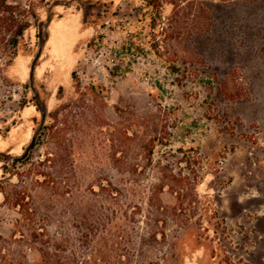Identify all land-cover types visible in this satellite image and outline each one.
Masks as SVG:
<instances>
[{"label":"rangeland","instance_id":"1","mask_svg":"<svg viewBox=\"0 0 264 264\" xmlns=\"http://www.w3.org/2000/svg\"><path fill=\"white\" fill-rule=\"evenodd\" d=\"M231 2L0 0V264H42L43 232L74 236L77 216L118 207L105 188L132 183L148 194L132 235L152 196L179 236L167 264H264V51L213 7ZM42 28L48 118L11 164L42 121Z\"/></svg>","mask_w":264,"mask_h":264},{"label":"trees","instance_id":"2","mask_svg":"<svg viewBox=\"0 0 264 264\" xmlns=\"http://www.w3.org/2000/svg\"><path fill=\"white\" fill-rule=\"evenodd\" d=\"M228 1L232 2L229 5L216 4L213 7L231 8L239 18L248 22L249 24H241V27L250 29L254 40L252 49L256 53L263 52L264 44L257 39L264 34V0ZM132 185L129 187L127 185L123 189L113 186L105 188L108 192L106 201L117 204L118 207L113 210L104 206L99 214L94 211L77 216L75 225L77 232L74 236L71 232H63V230L59 238L43 232L44 246L38 249L42 264H55L53 258H59L58 264H161V261L167 264L171 256L176 258L179 236L174 234L173 241L169 243L166 232L160 226L166 224L168 212L165 207L162 211L160 208L156 210L152 196H149L146 203L149 207L146 216L149 218L146 234L139 240L138 236L135 238L132 235L131 230L138 231L135 227V224L139 223L136 215L143 212L144 204L138 203L135 199L137 196L143 199L148 195L145 189L137 190L136 184L132 183ZM95 203L96 201L90 202L93 205ZM152 220H154L153 224L149 223ZM94 237H96L95 250L92 247ZM166 243L168 247L165 246ZM165 247L168 248V253L163 252ZM105 250L108 252L106 256ZM69 252L70 256H68Z\"/></svg>","mask_w":264,"mask_h":264},{"label":"water","instance_id":"3","mask_svg":"<svg viewBox=\"0 0 264 264\" xmlns=\"http://www.w3.org/2000/svg\"><path fill=\"white\" fill-rule=\"evenodd\" d=\"M69 2H64V1H56L52 7H51V10L57 6V5H61V4H68ZM51 21H52V18L49 17L48 18V24L46 25V28L49 27V25L51 24ZM46 35H45V28H42L41 31H40V48H39V51L32 63V67H31V73H30V86H31V89L32 91L34 92L35 96H36V102L38 104V107L41 111V114H42V121H41V125L39 127V130L38 132L35 134L31 144L28 146V148L26 149V152L22 155V156H17V157H13L11 159V164H14L15 162H21V161H25L29 158V156L31 155V152L32 150L35 148L37 142H38V139L41 135V133L43 132L44 128H45V125H46V122H47V118H48V109L46 106H42L41 105V98H40V94L38 93L37 91V88H36V69H37V66H38V63H39V60L42 56V53H43V50L45 48V45H46Z\"/></svg>","mask_w":264,"mask_h":264},{"label":"crops","instance_id":"4","mask_svg":"<svg viewBox=\"0 0 264 264\" xmlns=\"http://www.w3.org/2000/svg\"><path fill=\"white\" fill-rule=\"evenodd\" d=\"M1 153V152H0Z\"/></svg>","mask_w":264,"mask_h":264}]
</instances>
